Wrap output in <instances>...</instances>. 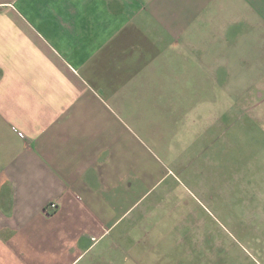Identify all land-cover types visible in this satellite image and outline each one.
Returning <instances> with one entry per match:
<instances>
[{"label": "crops", "instance_id": "crops-1", "mask_svg": "<svg viewBox=\"0 0 264 264\" xmlns=\"http://www.w3.org/2000/svg\"><path fill=\"white\" fill-rule=\"evenodd\" d=\"M241 28L264 36V0H0V264H77L135 234L148 132L184 81L229 72L216 42Z\"/></svg>", "mask_w": 264, "mask_h": 264}, {"label": "rangeland", "instance_id": "rangeland-1", "mask_svg": "<svg viewBox=\"0 0 264 264\" xmlns=\"http://www.w3.org/2000/svg\"><path fill=\"white\" fill-rule=\"evenodd\" d=\"M238 30L247 39L216 42L229 77L202 68L177 91L181 113L148 132L135 234L115 230L77 264H264V36Z\"/></svg>", "mask_w": 264, "mask_h": 264}, {"label": "built area", "instance_id": "built-area-1", "mask_svg": "<svg viewBox=\"0 0 264 264\" xmlns=\"http://www.w3.org/2000/svg\"><path fill=\"white\" fill-rule=\"evenodd\" d=\"M58 208V205L56 203H51L47 208H45L44 212L47 216L51 215L56 209Z\"/></svg>", "mask_w": 264, "mask_h": 264}]
</instances>
